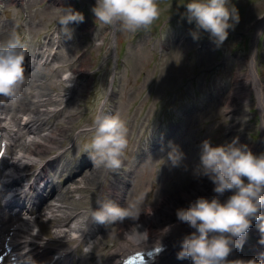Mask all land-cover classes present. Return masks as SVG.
Here are the masks:
<instances>
[{"label": "rangeland", "instance_id": "1", "mask_svg": "<svg viewBox=\"0 0 264 264\" xmlns=\"http://www.w3.org/2000/svg\"><path fill=\"white\" fill-rule=\"evenodd\" d=\"M188 2L156 0L160 14L149 28L119 31L96 21L92 12L94 0H0V42L16 33L23 39L26 53L45 42L67 11L83 10V20L68 25L72 30L70 38L62 31L64 44L55 62L26 70L16 99L0 96V127L12 131L7 133L15 144L9 150L6 167L18 149L28 148L30 152L35 148V144L26 142L29 136L23 130L26 119L36 115L37 110L43 111L40 115L47 112L41 117L45 121L42 135L56 129L65 138L57 145L58 149L46 153L43 161L57 158V162L41 176L54 185L59 205L70 209L72 217L77 211L83 212L78 217L90 221L91 210L98 207V198L123 207L134 196H142L143 212L139 217H144L146 213L160 215L157 206L177 202L188 206L187 195L191 194L189 187L193 185L194 191L210 185L208 182L214 185L198 171L204 141H210L213 147L234 141L237 146L246 145L249 149L259 145L264 139V108L260 107L258 93L262 92L264 103V0H230L240 19L220 46L208 32L198 29L195 22H188ZM21 8H25L27 16L21 14ZM198 44L202 45L201 49ZM161 49H164L162 56ZM81 51L86 53L78 59ZM252 61L258 91H246L250 92L240 104L232 105L228 100L233 109L227 108V97L249 73ZM75 71L82 76L74 75ZM50 96L57 102L40 105ZM101 110L118 115L127 127L128 145L121 168L115 172L95 165L88 151L91 133L86 130ZM227 110L234 111L233 119ZM70 114L73 116L69 119ZM178 124L181 128L173 132ZM49 125L53 128L46 131ZM231 127L235 131L233 135L227 133ZM173 149L182 154L175 166L169 160ZM39 156L40 153L35 158L29 157L30 163L34 159L37 164L26 168L22 175L39 173L43 162ZM87 162L99 173L91 178L94 182L80 186L75 176ZM92 172L88 166L85 176ZM69 174L75 181L70 188L87 189L66 193L63 184ZM1 175L4 177H0V183L7 182L6 175L2 172ZM233 194V191L226 193L222 203ZM1 195L0 186V260L5 257L7 262L6 241L13 232L10 225L17 228L23 222L2 208ZM259 217L262 220V209ZM21 218L34 219L53 241L57 230H67L63 228L65 223L57 226L34 211L32 214L24 211ZM259 219L252 220L244 237L233 238L228 261L247 262L254 256L246 244L254 245L263 236L264 225ZM129 222L132 220L108 224L94 221V228L87 227L89 237L81 243L69 240L65 246L74 249V264H104ZM74 236L71 234L69 238Z\"/></svg>", "mask_w": 264, "mask_h": 264}, {"label": "clouds", "instance_id": "2", "mask_svg": "<svg viewBox=\"0 0 264 264\" xmlns=\"http://www.w3.org/2000/svg\"><path fill=\"white\" fill-rule=\"evenodd\" d=\"M230 0H190L186 4L189 23L210 34L217 45L229 36V29L239 23V12ZM92 12L96 21L119 31H138L149 28L159 17L156 0H96ZM83 20L79 12L67 11L59 19L62 31L70 38L72 22ZM70 33V35H69ZM26 46L16 33L0 42V96L16 99L25 80ZM88 151L93 163L108 171L121 168L122 157L128 145L127 127L118 115L102 110L91 126ZM182 154L173 149L169 160L175 166ZM199 173L215 185L214 192L223 195L233 191L226 203L213 198H199L190 207L177 210V219L196 229L182 241L178 258H190L192 264H256V260L228 261L233 238L244 237L253 219H259L264 208V154L255 155L246 145L237 142L213 147L210 141L202 144ZM247 181V183L245 182ZM98 207L91 210V218L108 224L125 219L138 220L142 196H134L126 206L112 200L98 198ZM133 242L135 236L129 237Z\"/></svg>", "mask_w": 264, "mask_h": 264}, {"label": "bare ground", "instance_id": "3", "mask_svg": "<svg viewBox=\"0 0 264 264\" xmlns=\"http://www.w3.org/2000/svg\"><path fill=\"white\" fill-rule=\"evenodd\" d=\"M74 73H77L75 71ZM238 80V78H237ZM236 88L234 89L233 93L228 96L227 101L225 103V106L229 109H233L231 105H229L228 100H231L232 105L235 103H242L246 100V97L248 95L247 92L248 90L251 91H258L257 87V81H256V73H255V66L252 61L251 63V68L249 70V73L246 75L245 78H241L239 83H236ZM260 89H262V86H259ZM259 93V103L260 107L263 109L264 108V103L263 98H262V92L258 91ZM257 93V94H258ZM54 100L53 97L50 96L49 99L42 100L40 105L44 104H51ZM57 102V101H56ZM236 107V106H234ZM236 111V110H235ZM43 111L37 110L36 115L33 117H29L26 119V123L23 125V130L27 131L30 136H34L36 138H40V140L43 141L42 144L35 145L34 149H30V152H28V148L25 149L24 154H15L17 157L15 158L16 160L14 163L11 165L13 168V174L14 175H19L21 172H24L26 168H28V164H30L31 159L29 157H35L36 154L40 153V158L43 160L45 159L46 153H48L52 149H58L64 140V135L59 134L58 130H53L50 132V134L46 135H41L39 134L42 131V126L45 124V121L41 118L43 115H40ZM233 112V110H232ZM40 115V116H39ZM1 121V120H0ZM232 129L233 128H229ZM61 131V130H60ZM58 145V146H57ZM26 146V145H25ZM55 146V147H54ZM261 146V145H260ZM260 146L252 147L250 150L257 156H259L260 152ZM57 162V158L51 159L49 161H46L44 166L41 169V172L39 175H43L47 172V169L50 168L53 164ZM90 166L93 169L92 174L89 176H85L83 174L85 172V168L79 169V174L76 176V180L80 178V181H82L79 185H84L85 182H94L95 173L98 175L99 171L95 169L92 165L87 164L86 167ZM210 180V179H209ZM18 181V180H17ZM84 182V183H83ZM12 186L11 188H15L17 185L16 181H12ZM70 183H75L74 180H70ZM210 185H205L200 188V191H194V185L192 187H189L190 195H187L189 197V204L188 206H183L174 203L170 204H165L162 206H157L156 210L160 212L159 214H150L146 213L144 217H139L138 220H132V222H129V224L126 226V228L122 229L121 233L119 234L120 242L118 246L109 254V256L106 258V261L104 264H120V262L131 256L133 253L138 252V251H146L151 248L155 247H161L163 246H168L166 251H172L175 250L174 252L176 253V257L172 258H167V260H159L157 264H192V261L190 258H184L180 259L178 258V253L182 250V241L183 239L191 235L193 232L196 231V229L190 227L188 224L183 223L177 219V210L180 208H187L190 207L193 203H195L199 198H204L209 201H211L213 198L219 199V201L222 203L224 195L228 192L226 191L223 195H218L214 192V187L215 185H212L210 182H208ZM48 184H46L42 191L38 193V199L40 200L39 206H38V214L40 218L45 217V213L48 211L50 216L46 217V220L48 221H56L57 226L59 224L65 223L67 226L72 223L74 220H76V224L74 228L69 227V231L72 233H77V236L74 238L78 242H81L83 240V237H89L90 232L87 229V227L91 226L90 224L92 223L93 220H90L89 222H85V220H79V217H75L73 219L72 215L69 214L67 211H64L62 207L58 205H52L48 201H50V197L57 198L56 201H59V194L56 193L54 190L53 194L52 190L46 195V190H49L50 187H47ZM204 185V184H203ZM10 187V186H9ZM212 187V188H211ZM46 188V189H45ZM20 190L16 189L14 191L15 198H19L20 195H23L24 192H20L18 195H16ZM187 191V193H189ZM186 193V194H187ZM51 195V196H50ZM205 195V196H204ZM207 195V197H206ZM12 201V198L10 199ZM23 211V210H22ZM130 221V220H129ZM12 227V225H10ZM23 227V233L26 234L27 231H30L33 233V236H35L36 231H33L31 229V225L29 223H26V226H20ZM92 227V226H91ZM19 231V229H18ZM19 233H22L19 231ZM135 236L136 241L133 242L132 240L129 239V237ZM18 235L15 234L11 236V241L12 243L8 245L9 248H12V252L17 251V250H23L24 247H27L26 242L21 243V240H18ZM55 237L65 239L69 237L68 231L64 230H59L56 231ZM39 241V240H38ZM257 242L258 247L264 248V236H259ZM36 244H40V242L36 243L34 242L32 247H34ZM40 248H36V250H39ZM263 253V251H256ZM66 254H69L68 251L65 252ZM264 254V253H263ZM55 255V254H54ZM39 258H35L31 262V264H44L46 263V258L45 255L38 256ZM24 255H21L20 257L16 258L15 261L20 262L23 260Z\"/></svg>", "mask_w": 264, "mask_h": 264}]
</instances>
